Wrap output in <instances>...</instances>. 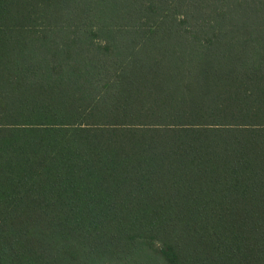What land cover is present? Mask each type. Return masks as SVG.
I'll return each instance as SVG.
<instances>
[{
	"label": "trees",
	"instance_id": "1",
	"mask_svg": "<svg viewBox=\"0 0 264 264\" xmlns=\"http://www.w3.org/2000/svg\"><path fill=\"white\" fill-rule=\"evenodd\" d=\"M0 264H264V0H0Z\"/></svg>",
	"mask_w": 264,
	"mask_h": 264
}]
</instances>
